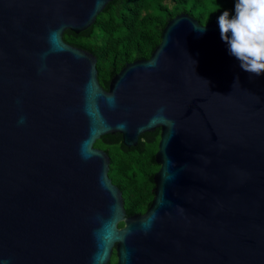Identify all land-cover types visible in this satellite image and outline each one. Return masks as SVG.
<instances>
[{
  "label": "water",
  "instance_id": "water-1",
  "mask_svg": "<svg viewBox=\"0 0 264 264\" xmlns=\"http://www.w3.org/2000/svg\"><path fill=\"white\" fill-rule=\"evenodd\" d=\"M112 1L0 0V264H264V74L181 13L105 91L62 37ZM156 130L153 199L126 217L94 144Z\"/></svg>",
  "mask_w": 264,
  "mask_h": 264
},
{
  "label": "trees",
  "instance_id": "trees-1",
  "mask_svg": "<svg viewBox=\"0 0 264 264\" xmlns=\"http://www.w3.org/2000/svg\"><path fill=\"white\" fill-rule=\"evenodd\" d=\"M170 1L171 9L151 0H114L89 29L78 35L66 31L62 39L96 58L97 80L107 91L111 77L126 63L149 59L152 49L160 43L166 23L178 14H187L198 24L206 25L218 24L224 11H235V0ZM158 134L159 130L142 134L137 146L129 149L122 145L118 134L102 136L94 144L109 156L108 177L122 193L126 217L143 214L153 199L152 178L159 169L153 161ZM147 149L154 150L146 154ZM115 263L111 258L109 264Z\"/></svg>",
  "mask_w": 264,
  "mask_h": 264
},
{
  "label": "clouds",
  "instance_id": "clouds-1",
  "mask_svg": "<svg viewBox=\"0 0 264 264\" xmlns=\"http://www.w3.org/2000/svg\"><path fill=\"white\" fill-rule=\"evenodd\" d=\"M218 24L221 39L240 67L264 74V0H235L234 14L224 11Z\"/></svg>",
  "mask_w": 264,
  "mask_h": 264
},
{
  "label": "rangeland",
  "instance_id": "rangeland-1",
  "mask_svg": "<svg viewBox=\"0 0 264 264\" xmlns=\"http://www.w3.org/2000/svg\"><path fill=\"white\" fill-rule=\"evenodd\" d=\"M152 2H160V3H162L163 5H166L169 9H171L172 8V6H173V3L170 1V0H151V3ZM153 150L154 149H147V151H146V154L148 153H151V152H153ZM156 152H154V154H155ZM149 169V168H148ZM149 171H151V172H153V171H155V169L154 168H150L149 169ZM156 172H154V174H155ZM153 189V188H152ZM112 260H113V262H116V257L115 256H113L112 257Z\"/></svg>",
  "mask_w": 264,
  "mask_h": 264
},
{
  "label": "flooded vegetation",
  "instance_id": "flooded-vegetation-1",
  "mask_svg": "<svg viewBox=\"0 0 264 264\" xmlns=\"http://www.w3.org/2000/svg\"><path fill=\"white\" fill-rule=\"evenodd\" d=\"M156 131H157V130H156ZM157 138H158V139H157V145H158V141H159V138H160V132H159ZM144 213H145V212H144ZM144 213H143V214H144ZM121 227H122V226H121Z\"/></svg>",
  "mask_w": 264,
  "mask_h": 264
}]
</instances>
